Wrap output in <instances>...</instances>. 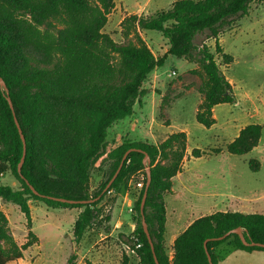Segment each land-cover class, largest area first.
<instances>
[{
  "label": "trees",
  "instance_id": "1",
  "mask_svg": "<svg viewBox=\"0 0 264 264\" xmlns=\"http://www.w3.org/2000/svg\"><path fill=\"white\" fill-rule=\"evenodd\" d=\"M253 1L176 0L168 10L151 18L130 14L123 19L121 27L124 36H131L133 41L122 45L103 32L115 9V0H0V77L6 84L5 91L0 87V177L9 167L23 185L14 189L0 184V199L17 205L28 222L31 221L29 197L53 208L83 207L72 228L79 241L97 218V201L72 205L47 197L90 200L89 165L102 154L109 128L133 114L136 102L140 103L146 94L143 82L170 55L199 66L203 77L199 92L203 100L195 118L198 124L211 128L215 124L213 109L220 104H232L235 97L214 54L206 44L198 48L195 39L208 33L224 63L231 64L233 57L223 52L218 37L231 21L247 15ZM139 30L160 32L169 44L165 55L156 57ZM7 96L26 142L21 174L18 166L23 157V142ZM261 134L260 124H249L226 150L232 155L248 154L258 146ZM130 149L135 150L128 154L108 190L118 189L122 178L129 173L145 170L143 159L145 155L148 157L151 183L144 217L159 264H210L206 241L212 264H218L216 250L222 245L248 253L264 251L261 247L244 245L237 234L218 240L240 228L249 244H264L263 214L216 212L197 218L174 240L170 259L163 246L164 194L172 192V179L182 172L187 157V135L174 132L158 145L137 142L117 147L109 154L114 160L113 171L103 189ZM219 152L215 149V153ZM203 154L196 148L191 156L200 158ZM249 166L255 172L260 167L257 159H251ZM49 175L56 177L53 184L46 179ZM145 185L146 181L136 202L137 238L133 248L140 264H156L140 213ZM30 186L45 197L35 195ZM0 242L7 245L0 248V264L23 258V250L30 246L15 242L1 208ZM136 244L141 246L136 248ZM121 264H129L126 255Z\"/></svg>",
  "mask_w": 264,
  "mask_h": 264
},
{
  "label": "rangeland",
  "instance_id": "2",
  "mask_svg": "<svg viewBox=\"0 0 264 264\" xmlns=\"http://www.w3.org/2000/svg\"><path fill=\"white\" fill-rule=\"evenodd\" d=\"M174 1L115 0V9L103 32L118 44H128L133 38L125 37L121 27L126 16L151 18L168 10ZM139 34L156 57L165 55L169 44L160 32L139 30ZM218 41L223 52L233 57L231 64L224 63L221 54L216 52L215 40L208 38V33L195 39L198 48L206 44L214 54L235 97L232 104H220L213 109L215 124L211 128L198 124L195 118L203 100L199 92L203 81L199 66L170 55L162 67L147 76L142 84L146 94L140 103L136 102L133 114L112 124L102 154L89 165L88 197L93 199L111 177L114 160L109 154L114 149L125 143L158 145L171 133H186L188 156L183 170L172 179V192L164 194L163 246L170 259L174 254L173 245L169 246L172 226L182 214L178 232L183 233L200 217L199 213L207 210L202 203L228 197L232 201L234 197L238 205L232 207L237 212L264 215V2L254 0L247 15L234 19L222 29ZM249 124L262 126L258 146L245 155L229 154L226 146ZM196 148L204 153L200 158L191 156ZM215 149L221 152L215 153ZM251 159L259 162L256 172L250 169ZM46 179L52 184L56 181L54 175ZM145 181L146 173L142 169L124 176L118 189L106 191L95 203L97 218L79 241L72 228L83 207L53 208L29 197L31 221L28 222L17 205L0 199L10 235L19 246L30 243L23 250V258L7 264H86L87 261L121 264L124 255L129 264H140L133 245L137 238L134 234L138 217L136 202ZM0 184L14 189L23 187L9 167L1 175ZM0 248L7 245L0 242ZM216 255L218 264H264V251L248 253L222 245Z\"/></svg>",
  "mask_w": 264,
  "mask_h": 264
},
{
  "label": "water",
  "instance_id": "3",
  "mask_svg": "<svg viewBox=\"0 0 264 264\" xmlns=\"http://www.w3.org/2000/svg\"><path fill=\"white\" fill-rule=\"evenodd\" d=\"M0 87L5 91L6 90V84L4 82V80L0 77ZM7 100L9 102V105L13 111V115H14V119H15V123H16V126L18 128V131H19V134H20V137L22 139V142H23V157L20 161V164L18 166V173L21 174V169H22V165H23V162H24V158H25V155H26V142H25V137L22 133V130L20 128V125H19V122L16 118V115H15V112H14V108H13V104L9 98V96H7ZM135 149H130L128 150L121 162H120V165L117 169V171L115 172V174L113 175V177L111 178V180L107 183L106 187L103 189L102 193L94 198V199H90V200H68V199H64V198H56V197H47V198H50V199H53L55 201H59L61 203H67V204H72V205H75V204H91V203H94L96 201H98L102 195L104 193H106V191H108V189L111 187L112 183L115 181V179L117 178V176L119 175L122 167H123V164H124V161L126 160L128 154L131 152V151H134ZM143 164L145 165L146 169V175H147V180H146V185H145V190H144V193H143V197H142V200H141V204H140V213L142 215V227H143V231L145 232L146 236H147V239H148V242L150 244V247L152 249V252L154 254V258H155V262L156 264H159L156 256H155V253H154V244H153V241H152V238H151V235L149 233V230H148V226L146 224V221H145V217H144V207H145V202H146V198H147V194H148V188L150 186V183H151V162L150 160L148 159V157L145 155L144 159H143ZM31 190L33 191V193L35 195H38V196H41L32 186H30ZM41 197H45V196H41ZM231 234H237L240 236V239L242 240L243 244L248 246V245H251V246H257V247H261V248H264V244H261V243H248L243 234H242V230L240 228H236L228 233H226L225 235H223L222 237H219L218 240H223V239H226L227 237H229ZM206 244H207V241L205 242L204 246H205V250L207 252V256H208V260H209V263L212 264V260H211V257H210V254L208 253L207 251V248H206Z\"/></svg>",
  "mask_w": 264,
  "mask_h": 264
},
{
  "label": "crops",
  "instance_id": "4",
  "mask_svg": "<svg viewBox=\"0 0 264 264\" xmlns=\"http://www.w3.org/2000/svg\"><path fill=\"white\" fill-rule=\"evenodd\" d=\"M122 121L123 120H119V121L115 122V124L118 123V122H122ZM187 156H188V153H187ZM183 166H184V163H183ZM182 170H183V167H182ZM180 185H181V183H180ZM173 191H174V189H173ZM232 198H233L232 201H229L230 199L228 197V199L227 198L226 199H216V200H213V201H211L209 203H202L201 205L206 207L207 210L205 212L199 213L200 217L207 216V215H210V214H213V213H216V212H237V211H239V210L235 209V207L238 205L237 204L238 202H235L236 199H234V197H232ZM224 200H228V202L227 201L225 202ZM232 205H234V206L236 205V206L232 207ZM181 217H182V214L181 215L179 214V218L180 219L176 220L174 225L172 226L173 227L172 228L173 232H172V234L170 236L169 246L173 245L174 240L179 236V232L178 231L180 230L181 223H182V220H181L182 218ZM219 264H220V262H219Z\"/></svg>",
  "mask_w": 264,
  "mask_h": 264
},
{
  "label": "built area",
  "instance_id": "5",
  "mask_svg": "<svg viewBox=\"0 0 264 264\" xmlns=\"http://www.w3.org/2000/svg\"><path fill=\"white\" fill-rule=\"evenodd\" d=\"M141 246V244H136L135 247L136 248H139Z\"/></svg>",
  "mask_w": 264,
  "mask_h": 264
}]
</instances>
